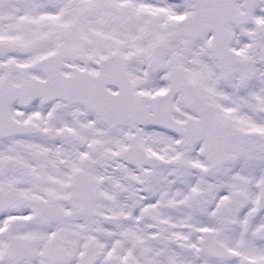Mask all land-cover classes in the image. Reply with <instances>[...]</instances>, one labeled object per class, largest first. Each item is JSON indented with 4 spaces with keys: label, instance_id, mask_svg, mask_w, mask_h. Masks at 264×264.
Returning a JSON list of instances; mask_svg holds the SVG:
<instances>
[{
    "label": "snow or ice",
    "instance_id": "obj_1",
    "mask_svg": "<svg viewBox=\"0 0 264 264\" xmlns=\"http://www.w3.org/2000/svg\"><path fill=\"white\" fill-rule=\"evenodd\" d=\"M0 264H264V0H0Z\"/></svg>",
    "mask_w": 264,
    "mask_h": 264
}]
</instances>
